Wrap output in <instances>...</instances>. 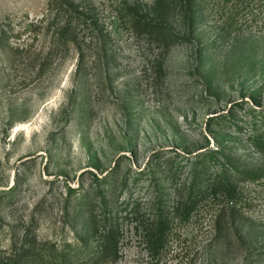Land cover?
<instances>
[{
  "label": "rangeland",
  "instance_id": "1",
  "mask_svg": "<svg viewBox=\"0 0 264 264\" xmlns=\"http://www.w3.org/2000/svg\"><path fill=\"white\" fill-rule=\"evenodd\" d=\"M154 1L72 0L68 43L48 0H0V253L26 227L85 264L104 219L111 264H264V0Z\"/></svg>",
  "mask_w": 264,
  "mask_h": 264
},
{
  "label": "trees",
  "instance_id": "2",
  "mask_svg": "<svg viewBox=\"0 0 264 264\" xmlns=\"http://www.w3.org/2000/svg\"><path fill=\"white\" fill-rule=\"evenodd\" d=\"M196 1L198 0H177L176 2L183 9L185 16L192 19L194 16L193 5ZM164 3V0H155L153 12L158 13L161 11ZM48 7L54 9L59 16L63 15L65 20L59 27L57 36L64 42L75 41L73 25L78 22L87 25L88 20L86 19L88 16L78 11L72 0H48ZM126 14L129 17L131 26L139 34L143 33L162 43L164 49L171 45L172 39L176 41L179 38L178 35L171 32L161 16H158L159 14H156L155 19H149L147 14L131 5L126 7ZM90 21H92L89 22L90 26L97 27L96 19ZM7 42L8 36L5 30L0 27V49H8ZM226 192L230 197H235V189L232 186L226 189ZM103 221H105L104 228L100 234L98 244L94 251L89 254V260L85 264H111L119 258L117 225L104 219ZM164 234V231L158 228L153 238V242L157 246H162ZM80 247L82 246H72L70 244L59 246L46 240H38L37 236L32 235L31 231L24 227L21 234L11 238L9 248L0 253V264H68L71 257L75 258Z\"/></svg>",
  "mask_w": 264,
  "mask_h": 264
}]
</instances>
